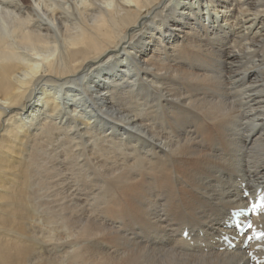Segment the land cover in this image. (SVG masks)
Returning a JSON list of instances; mask_svg holds the SVG:
<instances>
[{"label":"bare ground","instance_id":"obj_1","mask_svg":"<svg viewBox=\"0 0 264 264\" xmlns=\"http://www.w3.org/2000/svg\"><path fill=\"white\" fill-rule=\"evenodd\" d=\"M186 1L0 0V264H264V0Z\"/></svg>","mask_w":264,"mask_h":264},{"label":"snow or ice","instance_id":"obj_2","mask_svg":"<svg viewBox=\"0 0 264 264\" xmlns=\"http://www.w3.org/2000/svg\"><path fill=\"white\" fill-rule=\"evenodd\" d=\"M189 2L191 3V0H189ZM161 7H163V5H161ZM105 59H107V57H105ZM101 63H103V61H101ZM245 198L247 197L248 193H245ZM262 199H264V196L261 197ZM253 210L255 209V205L252 206ZM247 211V209H241L239 211L236 212H230L229 216H230V221L226 224V227L229 230L235 229V237H233V239H235L236 237H246V240H251L253 238L257 239V240H264V232H259V233H254L253 236H248L247 235V230L252 228V224L251 223H247L246 225L244 224H239V223H231V218L232 217H237V216H243L244 212ZM246 241H242L241 242V246H243V244ZM249 255L251 256V253H249ZM255 257H253L254 259Z\"/></svg>","mask_w":264,"mask_h":264},{"label":"rangeland","instance_id":"obj_3","mask_svg":"<svg viewBox=\"0 0 264 264\" xmlns=\"http://www.w3.org/2000/svg\"><path fill=\"white\" fill-rule=\"evenodd\" d=\"M186 2L189 3V0H187ZM194 2H197V3H196V6L200 5V3H199L197 0H194ZM33 4H34V3H33ZM205 6H207V9L204 8V9H206V10H204L206 13L211 12L212 15H214V18H217L218 21H221V15H222V14H217V13L215 14V10H216V9H214V8L211 7L210 5H205ZM200 9H201V7H200ZM222 24H223V26L225 25V23H222ZM226 24H227V23H226ZM227 28H228V27H227ZM51 46H52V45H51ZM47 47L51 49L50 45H48ZM30 53L33 54V52H30ZM32 57H33V56H32ZM247 196H248V195H247Z\"/></svg>","mask_w":264,"mask_h":264}]
</instances>
